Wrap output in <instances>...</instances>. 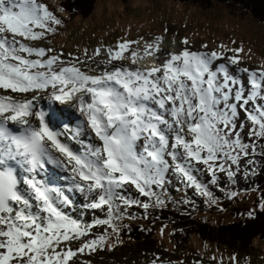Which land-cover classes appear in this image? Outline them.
Instances as JSON below:
<instances>
[{
    "label": "snow or ice",
    "instance_id": "snow-or-ice-1",
    "mask_svg": "<svg viewBox=\"0 0 264 264\" xmlns=\"http://www.w3.org/2000/svg\"><path fill=\"white\" fill-rule=\"evenodd\" d=\"M64 26L40 0H0V264H70L166 206L172 177L218 204L209 185L264 170V66H243L242 46L121 39L93 64L36 43ZM141 44L152 63L124 55Z\"/></svg>",
    "mask_w": 264,
    "mask_h": 264
},
{
    "label": "rangeland",
    "instance_id": "rangeland-1",
    "mask_svg": "<svg viewBox=\"0 0 264 264\" xmlns=\"http://www.w3.org/2000/svg\"><path fill=\"white\" fill-rule=\"evenodd\" d=\"M62 1L40 0L64 20L65 26L55 35L36 43L41 47H51L57 52H63L65 59H70L68 53L81 55L83 59L82 53L87 49L88 56L92 57V63L95 64L107 58L103 51L99 57H94L96 48L114 46L121 39L141 40L143 44L144 40L151 41L157 36H163L166 40L179 42L187 37L193 50H204L201 47L203 44H207L209 50H215L221 44L228 48L242 46L244 51L239 55L243 66H264V24L234 5L216 4L206 11L173 0H128L125 3L122 0H99L97 9L90 18L77 16L70 19L64 12H59ZM142 44L132 45L124 55L130 57L131 52L136 50L144 55ZM123 63H130V60ZM201 179L206 181L207 175L201 176ZM209 186L219 198L218 204L205 202L196 208L194 205L198 195L191 188L185 190L172 177L171 182L165 185L161 197L166 201V206L150 209L146 219H137L131 228H124L119 233L120 239L124 241L116 242L118 238L114 234L105 245L106 251L102 250L103 246L77 253L70 264H153L154 260H163L168 264H264V242L257 239L248 249L243 248L239 252L232 248L230 250L221 243H202L196 236H192L186 248L185 241L175 242L174 231L180 233L181 230L177 229L178 225L171 214L164 212L167 208H196V212L200 211L205 215L203 220L209 219L217 226L244 220L250 217V210L260 209L261 199L255 195L257 192H244L225 200L217 194L216 187L213 190L214 187ZM213 206L218 207V210L214 211ZM135 209L137 215H142V209ZM82 218L88 223L94 219L91 213ZM127 221L130 220L125 221L128 224ZM91 232L97 237L106 234L101 226L92 228ZM147 242L151 244L148 245ZM73 249L75 250V244Z\"/></svg>",
    "mask_w": 264,
    "mask_h": 264
},
{
    "label": "trees",
    "instance_id": "trees-1",
    "mask_svg": "<svg viewBox=\"0 0 264 264\" xmlns=\"http://www.w3.org/2000/svg\"><path fill=\"white\" fill-rule=\"evenodd\" d=\"M128 0H122L125 3ZM180 4H191L199 7L201 10H210L216 6V4H226L237 6L243 13L246 12L251 15L253 19L261 24H264V0H173ZM99 0H63L60 7L65 8L64 13L69 18H83L88 19L95 13ZM235 191L237 194L257 192L260 199L264 197V170H257L255 175H249L247 177L244 174H240L237 177L233 186H229L225 191H219L223 199H229L226 193ZM206 198L200 197L198 199V205L205 203ZM212 209L218 210V207L213 206ZM164 212L170 213L173 220L176 221L177 229L181 232L174 231L173 238L178 241H185L184 247H187V243L192 240V236L199 238L202 243H221L222 246L232 250L241 251L243 248L248 249L250 245L254 244V240L264 242V211L260 209L255 210L252 217H248L244 220L222 224L220 226L213 225L208 219L203 220L205 215H196L194 211H188L184 209H165ZM190 212V214L188 213ZM208 218V217H206ZM114 233L111 234V237ZM157 236V235H155ZM158 237V236H157ZM148 245L151 242H147ZM114 248V246H112ZM232 248V249H231ZM102 250L106 251L105 246Z\"/></svg>",
    "mask_w": 264,
    "mask_h": 264
},
{
    "label": "bare ground",
    "instance_id": "bare-ground-1",
    "mask_svg": "<svg viewBox=\"0 0 264 264\" xmlns=\"http://www.w3.org/2000/svg\"><path fill=\"white\" fill-rule=\"evenodd\" d=\"M169 42H170L169 40L164 39V45H168ZM175 42H176V44H175V47L176 48L183 47V46H181V44H180L179 41H175ZM157 54H159V53H157ZM157 54H155V55H157ZM155 55H153V54L145 55V52H144V55H142V56H145V58L143 60H140L138 62L139 65H144V64H150V63H152L155 60ZM114 63H118V62L116 61Z\"/></svg>",
    "mask_w": 264,
    "mask_h": 264
}]
</instances>
